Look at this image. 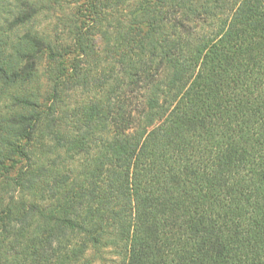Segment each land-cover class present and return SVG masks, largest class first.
I'll list each match as a JSON object with an SVG mask.
<instances>
[{
    "label": "trees",
    "instance_id": "obj_1",
    "mask_svg": "<svg viewBox=\"0 0 264 264\" xmlns=\"http://www.w3.org/2000/svg\"><path fill=\"white\" fill-rule=\"evenodd\" d=\"M77 1L0 0V264H264V0Z\"/></svg>",
    "mask_w": 264,
    "mask_h": 264
},
{
    "label": "rangeland",
    "instance_id": "obj_2",
    "mask_svg": "<svg viewBox=\"0 0 264 264\" xmlns=\"http://www.w3.org/2000/svg\"><path fill=\"white\" fill-rule=\"evenodd\" d=\"M47 6L50 5V10L48 8L43 12V15L40 16L38 22L43 25V27H48L50 25V29H54L57 25L61 24L66 29L69 27V23L77 19L76 13L78 7L82 3L77 0H46ZM128 11H122L119 13H110L108 17L105 19V24L110 25L113 24L117 19L125 17ZM108 30V28H104L103 31ZM98 46L101 47V41L97 38ZM45 63L41 66V72H44ZM43 83L46 84L43 79ZM95 262L92 260L91 264H124L123 257L113 252L112 248H107L103 251V257H94Z\"/></svg>",
    "mask_w": 264,
    "mask_h": 264
}]
</instances>
